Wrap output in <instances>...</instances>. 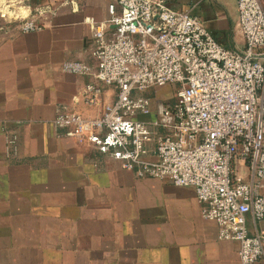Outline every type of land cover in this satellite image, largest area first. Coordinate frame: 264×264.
<instances>
[{
    "label": "crops",
    "instance_id": "1",
    "mask_svg": "<svg viewBox=\"0 0 264 264\" xmlns=\"http://www.w3.org/2000/svg\"><path fill=\"white\" fill-rule=\"evenodd\" d=\"M163 1L223 48L244 49L237 0ZM109 2L0 0V264H241L192 189L140 179L55 124L59 114L98 113L82 96L92 79L61 66L94 64L86 20H105ZM26 17L44 27L22 33L13 18ZM102 88L112 101L116 89ZM246 220L250 235L264 231V220Z\"/></svg>",
    "mask_w": 264,
    "mask_h": 264
},
{
    "label": "built area",
    "instance_id": "2",
    "mask_svg": "<svg viewBox=\"0 0 264 264\" xmlns=\"http://www.w3.org/2000/svg\"><path fill=\"white\" fill-rule=\"evenodd\" d=\"M237 15L245 46L231 51L163 0H110L105 20H86L94 64L61 66L92 79L82 96L98 113L59 114L55 124L140 179L192 189L217 239L238 244L241 264H256L264 231L250 235L246 217L264 220V0H237ZM13 19L22 33L44 27ZM102 86L116 89L112 101ZM165 88L172 93L159 97Z\"/></svg>",
    "mask_w": 264,
    "mask_h": 264
},
{
    "label": "rangeland",
    "instance_id": "3",
    "mask_svg": "<svg viewBox=\"0 0 264 264\" xmlns=\"http://www.w3.org/2000/svg\"><path fill=\"white\" fill-rule=\"evenodd\" d=\"M167 90H159L157 92V95H159V97H162V98H168L170 96V94L172 93V88H165Z\"/></svg>",
    "mask_w": 264,
    "mask_h": 264
},
{
    "label": "bare ground",
    "instance_id": "4",
    "mask_svg": "<svg viewBox=\"0 0 264 264\" xmlns=\"http://www.w3.org/2000/svg\"><path fill=\"white\" fill-rule=\"evenodd\" d=\"M2 9V8H1ZM9 12V11H8ZM6 14V13H5ZM7 15V14H6ZM21 18V17H20ZM11 19V18H10Z\"/></svg>",
    "mask_w": 264,
    "mask_h": 264
}]
</instances>
